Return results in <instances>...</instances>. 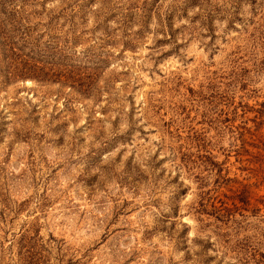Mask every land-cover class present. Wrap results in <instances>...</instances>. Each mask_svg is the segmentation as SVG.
Returning <instances> with one entry per match:
<instances>
[{
    "label": "rangeland",
    "instance_id": "rangeland-1",
    "mask_svg": "<svg viewBox=\"0 0 264 264\" xmlns=\"http://www.w3.org/2000/svg\"><path fill=\"white\" fill-rule=\"evenodd\" d=\"M0 264H264V0H0Z\"/></svg>",
    "mask_w": 264,
    "mask_h": 264
}]
</instances>
